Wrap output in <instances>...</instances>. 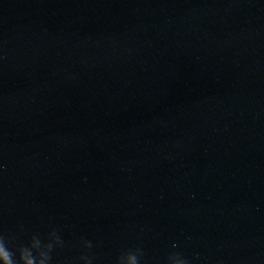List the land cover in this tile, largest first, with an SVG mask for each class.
I'll return each instance as SVG.
<instances>
[{"label":"water","instance_id":"obj_1","mask_svg":"<svg viewBox=\"0 0 264 264\" xmlns=\"http://www.w3.org/2000/svg\"><path fill=\"white\" fill-rule=\"evenodd\" d=\"M0 164L51 264H264V0H0Z\"/></svg>","mask_w":264,"mask_h":264},{"label":"clouds","instance_id":"obj_2","mask_svg":"<svg viewBox=\"0 0 264 264\" xmlns=\"http://www.w3.org/2000/svg\"><path fill=\"white\" fill-rule=\"evenodd\" d=\"M0 168H3L2 164ZM20 230L23 231L22 226ZM63 243L54 225L49 226L43 237L33 232L20 242H14V237L0 235V264H51L50 254L54 248L62 247ZM79 244L84 251L77 257L78 261L80 264H92V257L85 254L92 247L91 242L82 238ZM140 257L138 247L125 249L116 256L115 264H139ZM165 264H189V261L179 252L172 251L165 256Z\"/></svg>","mask_w":264,"mask_h":264}]
</instances>
